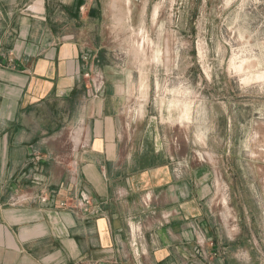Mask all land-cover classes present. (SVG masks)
<instances>
[{
  "label": "crops",
  "instance_id": "0c3cea01",
  "mask_svg": "<svg viewBox=\"0 0 264 264\" xmlns=\"http://www.w3.org/2000/svg\"><path fill=\"white\" fill-rule=\"evenodd\" d=\"M109 15L107 0H0V264H214L189 200L207 177L176 180L93 87Z\"/></svg>",
  "mask_w": 264,
  "mask_h": 264
},
{
  "label": "rangeland",
  "instance_id": "374dc122",
  "mask_svg": "<svg viewBox=\"0 0 264 264\" xmlns=\"http://www.w3.org/2000/svg\"><path fill=\"white\" fill-rule=\"evenodd\" d=\"M107 8L109 45L95 71L109 80L92 86L100 81L120 101L130 137L163 145L176 180L207 177L203 192L189 193L207 218L197 253L214 264H264V0Z\"/></svg>",
  "mask_w": 264,
  "mask_h": 264
},
{
  "label": "bare ground",
  "instance_id": "6f19581e",
  "mask_svg": "<svg viewBox=\"0 0 264 264\" xmlns=\"http://www.w3.org/2000/svg\"><path fill=\"white\" fill-rule=\"evenodd\" d=\"M156 13V12H155ZM158 15V14H157ZM157 17V16H156Z\"/></svg>",
  "mask_w": 264,
  "mask_h": 264
}]
</instances>
